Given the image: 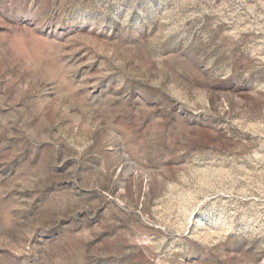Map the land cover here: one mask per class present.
<instances>
[{"label":"rangeland","instance_id":"374dc122","mask_svg":"<svg viewBox=\"0 0 264 264\" xmlns=\"http://www.w3.org/2000/svg\"><path fill=\"white\" fill-rule=\"evenodd\" d=\"M0 264H264V0H0Z\"/></svg>","mask_w":264,"mask_h":264}]
</instances>
